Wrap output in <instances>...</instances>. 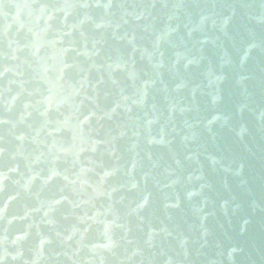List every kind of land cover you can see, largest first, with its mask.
<instances>
[{
  "label": "water",
  "instance_id": "95a60500",
  "mask_svg": "<svg viewBox=\"0 0 264 264\" xmlns=\"http://www.w3.org/2000/svg\"><path fill=\"white\" fill-rule=\"evenodd\" d=\"M0 264H264V0H0Z\"/></svg>",
  "mask_w": 264,
  "mask_h": 264
}]
</instances>
